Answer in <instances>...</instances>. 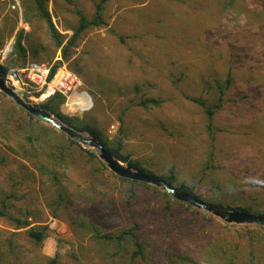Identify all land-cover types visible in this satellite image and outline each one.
Instances as JSON below:
<instances>
[{"label":"rangeland","instance_id":"rangeland-1","mask_svg":"<svg viewBox=\"0 0 264 264\" xmlns=\"http://www.w3.org/2000/svg\"><path fill=\"white\" fill-rule=\"evenodd\" d=\"M96 2L47 1L62 45L80 14L95 17ZM101 16L104 23L83 29L62 56L28 0H0L1 76L32 61L65 66L91 105L70 114L63 101L59 115L92 126L151 175L174 176L173 186H192L205 202L264 214V0H106ZM17 36L23 49H15ZM6 84L31 104L51 99ZM187 96L203 98L212 115ZM149 98L159 103L141 104ZM11 102L0 94V210L46 225L47 236L36 245L27 227L0 215V264H264V233L251 245L233 228L244 225L166 198L152 184L121 181L46 125V141H37L38 125ZM38 143L41 150L26 151ZM59 147L70 154L56 184L35 162ZM133 224L142 246L135 257L131 242L98 237Z\"/></svg>","mask_w":264,"mask_h":264},{"label":"trees","instance_id":"trees-1","mask_svg":"<svg viewBox=\"0 0 264 264\" xmlns=\"http://www.w3.org/2000/svg\"><path fill=\"white\" fill-rule=\"evenodd\" d=\"M34 7L36 15L42 19H44L47 23V26L49 28V32L51 34V36L53 38H55L57 46H61L62 45V37L59 34V32L56 30L52 20H51V16L50 13L47 9V1L48 0H28ZM106 0H100V2H96L95 3V8H96V14L94 18L91 19H87L84 15L80 14V18H79V23L78 25L74 28V32L73 35L68 39V41L66 42L65 45L61 46V53L62 56H65L66 53L69 50L70 45L73 44V42L75 41L76 37L78 36V34L83 30L86 29L88 27L91 26H96L99 25L103 22L102 16H101V9H102V4L105 2ZM12 31V30H11ZM19 35V34H18ZM3 42L0 41V47L3 45ZM15 49L19 50V49H23L22 45H21V41H20V37L17 36L16 39V46ZM57 65H53L52 66V73L55 71ZM5 71V68H3L0 65V76L3 75ZM229 84V79L227 78L224 81V85L220 87L221 90V95L223 94V90L224 87H226ZM2 96H4L3 93H0ZM188 99L199 103L203 109L205 110V113L207 114L208 118L212 115V111H211V107L209 104H207L205 102V100L203 98L200 97H193V96H187ZM221 97V96H220ZM219 97V99H220ZM51 98V99H50ZM50 100L45 101L44 103L40 104L41 107L51 111V112H56V108L59 106V104H61L64 101V96L56 93L54 96L50 97ZM51 100H56L54 102V104H51ZM12 103V102H11ZM149 103H154V104H158L159 102L155 99L149 98V99H144L142 100L141 104L144 106H147ZM13 107L22 110V108H19L18 106H16V104L12 103ZM217 106L219 104H216ZM215 105V106H216ZM23 111V110H22ZM25 111V110H24ZM23 111V112H24ZM25 114H27L31 119H33L34 124L38 125V133L34 134V138L39 141V142H43L46 141L45 138V133L44 130L42 129V125H46L48 126L50 129H54L55 132L64 135L67 138V141L69 143V145L73 144L74 146H76L79 151L84 154H86L89 158L91 159H96L98 164L100 165V167L102 169L107 170L105 164L98 159V157H96V155L89 151L86 148H83L82 146H80V144L73 140L70 139L64 132L55 129V127H53L52 125L43 122L37 118H35L34 116H32L31 114H29L28 112H24ZM57 113V112H56ZM57 115L59 116V118L61 120H63L66 124H68L69 126L80 130V131H84V132H88L91 133L93 135H95L100 142L104 145V147L106 149H108L116 158H118L120 161L122 162H126L127 164L139 168L140 170H142L143 172L147 173V174H151L149 171H147L146 169H144L143 167H141L139 165V162L134 161V160H130L128 158V156L122 155L120 153V143L114 145L109 144V140L106 139V137H104V135H101L99 131L95 130L92 126L88 125V124H79L77 125L76 123H74L75 120L69 118V117H65V116H61L57 113ZM28 139H31L32 141V136L28 135L27 136ZM30 142V141H29ZM38 147H34L32 145L29 146V148L26 150L27 152H35L38 150H41L43 145L38 143L37 145ZM68 147H59L56 148V152H52V154L45 152L44 157L41 160H37L35 162V165L37 166V168L39 169L38 171H40L42 174L41 176H45L49 181H51L52 183H56L59 184L60 183V176L63 175L62 172H60L62 169H64L63 167L66 166V162L68 161V155L70 154L67 149ZM24 150V153H27ZM42 156V155H41ZM57 167H59V169H57ZM159 177V176H156ZM162 178L164 180H166L168 183L172 184L173 179L175 180L174 176H170V177H159ZM119 180L121 181H125L128 183H140L143 184L145 186H148L147 183L145 182H141V181H136V180H130V179H126V178H122V177H118ZM173 185V184H172ZM180 190L186 191V192H190L192 193L196 198L200 199L194 192H193V187L192 186H188L185 184H181L180 186L176 187ZM130 195H134V191L133 189H129ZM163 195L166 198L169 199H174L172 197H170L169 195H167L166 193L163 192ZM176 201V199H174ZM202 200V199H200ZM179 201V200H178ZM203 201V200H202ZM124 204H127V200L123 201ZM205 202V201H204ZM207 204L216 206L218 208H222V209H238V210H242L245 212H249L252 213L254 215H260V216H264V214L261 213H253L252 210V206L251 205H247L245 207L236 205V206H232L229 203L224 204L222 202H206ZM0 215L7 217L10 221H12L14 224V226L16 228H20V227H27L26 233L27 236L29 237L30 240H32L36 245H40L43 241V239L47 236L46 230H47V226L46 225H39V226H29L30 222H28L27 219H20L15 217L14 215H8L6 212H4L3 210H0ZM227 225V224H225ZM29 226V227H28ZM233 228L237 229V230H241L244 231L246 233V235H248V238L250 240V244H257V242H260L263 238V233H264V226H248L247 224L244 226H234ZM137 229V224H133L132 226L128 227V228H124V229H120L118 230V232L113 233V232H108V233H102L99 234L100 236H98L101 239H107V240H116L119 242H126L129 241L132 243V245L135 247V250L131 253L132 257H135L138 254H142L141 252V242L139 241V237H138V232H135ZM240 231V232H241ZM253 260H255L254 258V254L251 251V258L249 259V263H252ZM54 264L56 263L54 259H50L49 260V264ZM227 264H242V263H235L233 260H228Z\"/></svg>","mask_w":264,"mask_h":264},{"label":"water","instance_id":"water-1","mask_svg":"<svg viewBox=\"0 0 264 264\" xmlns=\"http://www.w3.org/2000/svg\"><path fill=\"white\" fill-rule=\"evenodd\" d=\"M0 91L8 96L16 105L20 106L35 118L64 132L70 139L77 141L84 148L90 150L94 149L98 158L118 177L152 184L161 188L167 195L173 197L174 199L210 212L212 215L227 223H234L238 225H264V216L254 215L238 209H222L207 204L206 202L196 198L192 193L180 190L162 178L147 174L139 168L120 161L104 147L95 135L77 130L54 117L47 109L24 100L12 87L6 84V81L2 76H0Z\"/></svg>","mask_w":264,"mask_h":264},{"label":"built area","instance_id":"built-area-1","mask_svg":"<svg viewBox=\"0 0 264 264\" xmlns=\"http://www.w3.org/2000/svg\"><path fill=\"white\" fill-rule=\"evenodd\" d=\"M10 73L14 74V77L17 80V85L20 83L22 87L29 86L34 88L38 94L35 96L36 100H46L54 96L56 93L63 95L64 107L70 114H73L75 111H84L91 105V99L89 105H87L84 99L78 97L81 92L87 95L88 93L79 90L81 87V80L79 76L66 69L65 66L58 67L52 73L51 65L32 61L28 62L21 68L9 69L6 77L4 78L5 81L6 79L10 80ZM10 81L12 84V80ZM69 101L74 103L69 105Z\"/></svg>","mask_w":264,"mask_h":264},{"label":"bare ground","instance_id":"bare-ground-1","mask_svg":"<svg viewBox=\"0 0 264 264\" xmlns=\"http://www.w3.org/2000/svg\"><path fill=\"white\" fill-rule=\"evenodd\" d=\"M11 74V73H10ZM14 76V74L12 73L11 74V76H10V80H12V83H13V85L15 86L16 84H17V81L15 82L14 81V79H16L15 77H13ZM81 94H82V92L78 95V97H80L81 98ZM69 103H70V101H69ZM72 103H70V105H71Z\"/></svg>","mask_w":264,"mask_h":264}]
</instances>
